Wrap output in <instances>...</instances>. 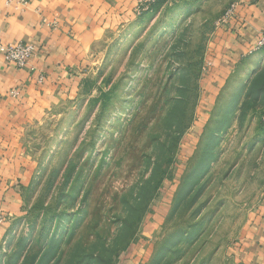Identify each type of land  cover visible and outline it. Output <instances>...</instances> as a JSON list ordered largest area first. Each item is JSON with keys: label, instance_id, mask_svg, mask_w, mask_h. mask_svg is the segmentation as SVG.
I'll return each instance as SVG.
<instances>
[{"label": "rangeland", "instance_id": "obj_1", "mask_svg": "<svg viewBox=\"0 0 264 264\" xmlns=\"http://www.w3.org/2000/svg\"><path fill=\"white\" fill-rule=\"evenodd\" d=\"M242 4L139 5L134 34L96 46L28 134L37 172L0 264H245L264 65L212 85L216 33Z\"/></svg>", "mask_w": 264, "mask_h": 264}, {"label": "crops", "instance_id": "obj_2", "mask_svg": "<svg viewBox=\"0 0 264 264\" xmlns=\"http://www.w3.org/2000/svg\"><path fill=\"white\" fill-rule=\"evenodd\" d=\"M138 7L139 0H29L25 6L18 0H0V40L38 47L25 69L0 57V207L6 215L0 225V248L22 216L25 195L37 172L29 132L48 119L63 92L75 89L80 81L75 75L90 64L96 46L115 43L127 31L128 36L134 34ZM263 34L264 0H243L233 21L216 33L215 91L222 88L223 78L226 81L236 72L245 78L264 65V49L255 50ZM245 245V264H264V197Z\"/></svg>", "mask_w": 264, "mask_h": 264}, {"label": "built area", "instance_id": "obj_3", "mask_svg": "<svg viewBox=\"0 0 264 264\" xmlns=\"http://www.w3.org/2000/svg\"><path fill=\"white\" fill-rule=\"evenodd\" d=\"M164 0H139V5L147 7ZM19 4L28 5L29 0H18ZM229 14H234V8ZM55 26V25H54ZM264 49V34L259 37L255 45V50L260 51ZM38 47L34 43H16V44H5L0 40V57L4 61L18 69L27 68L31 62L37 56ZM40 82H43V78H40ZM14 95H18L17 92ZM262 119L264 120V110L262 113ZM6 221V215L0 207V225Z\"/></svg>", "mask_w": 264, "mask_h": 264}]
</instances>
